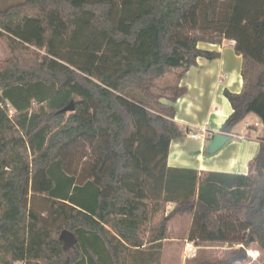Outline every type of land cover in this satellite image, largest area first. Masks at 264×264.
<instances>
[{
  "label": "trees",
  "instance_id": "1",
  "mask_svg": "<svg viewBox=\"0 0 264 264\" xmlns=\"http://www.w3.org/2000/svg\"><path fill=\"white\" fill-rule=\"evenodd\" d=\"M224 39L242 78L239 92L223 90L228 135L249 113L264 122V0H0L10 54L0 64V264H160L168 222L186 215L188 240L256 244L264 264V136L246 175L166 165L183 136L178 81L197 58L219 57L200 43ZM144 130L164 142L147 165ZM144 232L151 248H138ZM243 259L236 249L195 264Z\"/></svg>",
  "mask_w": 264,
  "mask_h": 264
},
{
  "label": "crops",
  "instance_id": "2",
  "mask_svg": "<svg viewBox=\"0 0 264 264\" xmlns=\"http://www.w3.org/2000/svg\"><path fill=\"white\" fill-rule=\"evenodd\" d=\"M233 44V41L225 39L220 45L200 43L199 47L201 48L219 51V57L212 60L197 58L196 64L191 66L179 79L178 86L182 87L184 92L172 104L176 111L174 120L179 125L183 136L170 142L167 166L191 168L197 170L198 173L209 171L243 175L249 173V163L257 154L260 141L264 136V129L257 128L259 118L256 115L249 116L251 114L249 113L240 121L233 128L232 133L228 134L229 139L217 151L211 154L207 149L213 136L221 132L222 123L232 111L223 90L239 92L242 86L241 56L237 54L232 56ZM226 49H228L227 53ZM225 53L229 62H227ZM173 81L174 76L171 75L165 82L173 83ZM163 101L167 100L163 99ZM250 117H253V122L246 121ZM243 121H245L244 125H242ZM202 126H205L208 132L213 135L205 134L203 140L192 139L185 135L188 128L198 130ZM142 186L150 198H161L160 184L158 187H154L153 182L148 181L147 185L142 182ZM173 207L174 203L170 202L166 205V210L169 211ZM182 221L186 224L183 225ZM191 221V217L186 215L174 217L168 222L166 238L158 247L163 248L162 264H164L166 253L171 256V251H173L165 252L166 248H187L192 244L188 240L187 243H184ZM107 228L109 227L107 226ZM142 239L144 244L138 248H151L150 244L145 242V235ZM205 245L207 244L202 243L193 246L202 248ZM67 246L73 248L72 244ZM99 248L102 247L99 246ZM177 257L174 255L173 261L169 260L168 264H175ZM189 257L188 259H190ZM182 260H184V256L183 259L179 258L176 264H183Z\"/></svg>",
  "mask_w": 264,
  "mask_h": 264
},
{
  "label": "rangeland",
  "instance_id": "3",
  "mask_svg": "<svg viewBox=\"0 0 264 264\" xmlns=\"http://www.w3.org/2000/svg\"><path fill=\"white\" fill-rule=\"evenodd\" d=\"M227 50L228 49H226V53H227ZM226 53H225V55H226ZM231 54L233 56V54H235V53L231 50ZM9 57H10V54H9L8 50L3 45V43L0 41V64L3 61L7 60ZM225 57L227 59V62H229L228 56L226 55ZM169 78H170V76H165L164 78H161L159 80V84L165 83V81L169 80ZM33 109H37V105H33ZM9 113L11 114V112H9ZM253 115L254 114L251 113L249 116H253ZM141 120L144 121L143 118ZM246 121H252L253 122L254 119H253V117H250V119L247 118ZM244 122L245 121H243L242 125H244ZM257 124H258L257 128L259 130L264 129V122L263 121L258 119ZM149 136H150V134L147 132V130H144L143 133L141 134V138H140V140L142 142V146H139L138 153L143 155V157H144L143 164L144 165H147L149 163L148 161H150V158L155 153L158 154L163 149V143H164L163 141L152 143L149 140ZM207 154H210V153H207ZM130 177L135 178L134 175L133 176L130 175ZM31 202H32V200H31ZM33 203L35 204V208L37 210H43L45 208V205H46L42 196H35V198L33 199ZM182 224L185 225L186 223L184 221H182ZM187 240H188V238L186 237V240H184V243H187ZM188 241H190V240H188ZM190 242H192V244L189 245L188 247L186 246L187 248H166L165 252L170 251V250H173V251H171V256H168V253H166V256L164 258L165 259L164 264H168L169 260L172 262L174 259V255L178 256L176 258L175 264L179 258L183 259V256H184V260L181 261V262H183V264H195V262L198 259H202V258L211 259V260L225 258L227 256H230L234 250L239 249V246H240V245L231 246V245L226 244V243H214V244L205 243L207 245H205L204 247L195 248L193 245H196V244L193 241H190ZM70 248L67 246V248H65V249H70ZM160 252H161L160 264H162L161 260H162V256H163V248H161ZM188 256H190L189 257L190 259H188ZM262 257H263L262 251L257 247L256 244H253V245H250L246 249L245 259H243L242 261H240L237 264H258L262 260Z\"/></svg>",
  "mask_w": 264,
  "mask_h": 264
},
{
  "label": "water",
  "instance_id": "4",
  "mask_svg": "<svg viewBox=\"0 0 264 264\" xmlns=\"http://www.w3.org/2000/svg\"><path fill=\"white\" fill-rule=\"evenodd\" d=\"M74 109L72 101L69 102L65 107L62 108V111L67 112V111H72ZM229 139V136L227 134L218 132L216 133L211 142L208 144L207 149L209 152L213 153L217 151L227 140ZM60 238L63 240L64 243V248H66L67 245L72 244L74 246L76 242V237L75 235L68 231V230H63L60 233ZM240 252L245 255L246 248L242 245L239 246Z\"/></svg>",
  "mask_w": 264,
  "mask_h": 264
},
{
  "label": "built area",
  "instance_id": "5",
  "mask_svg": "<svg viewBox=\"0 0 264 264\" xmlns=\"http://www.w3.org/2000/svg\"><path fill=\"white\" fill-rule=\"evenodd\" d=\"M9 112H11V111H9ZM205 134H207L208 136L213 135V134H211V132H208V130L206 129L205 126L199 127L198 130L188 128L185 132V135L187 137L192 138V139H199V140H203L205 137ZM14 264H26V263L16 261V262H14Z\"/></svg>",
  "mask_w": 264,
  "mask_h": 264
}]
</instances>
